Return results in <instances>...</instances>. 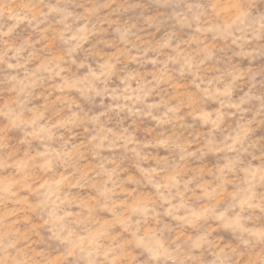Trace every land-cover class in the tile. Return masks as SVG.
<instances>
[{"label":"clouds","instance_id":"obj_1","mask_svg":"<svg viewBox=\"0 0 264 264\" xmlns=\"http://www.w3.org/2000/svg\"><path fill=\"white\" fill-rule=\"evenodd\" d=\"M0 264H264V0H0Z\"/></svg>","mask_w":264,"mask_h":264}]
</instances>
